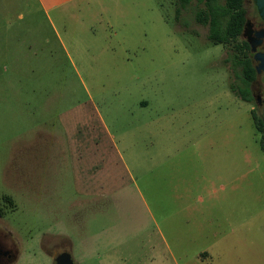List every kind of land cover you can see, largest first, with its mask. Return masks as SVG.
Segmentation results:
<instances>
[{"label": "rangeland", "instance_id": "1", "mask_svg": "<svg viewBox=\"0 0 264 264\" xmlns=\"http://www.w3.org/2000/svg\"><path fill=\"white\" fill-rule=\"evenodd\" d=\"M243 3L257 25L254 0ZM177 7L94 1L61 24L79 43H53L57 56L30 66L15 65L0 28V66L28 103H0V232L17 240L13 264H57L62 251L74 264H264V134L251 117L264 103L232 90L236 43L210 44L193 16L203 5ZM19 14L52 36L35 0H0V26ZM250 87L263 100L262 73ZM90 131L102 142L89 166L115 190L103 200L83 194L87 162L71 153Z\"/></svg>", "mask_w": 264, "mask_h": 264}, {"label": "crops", "instance_id": "2", "mask_svg": "<svg viewBox=\"0 0 264 264\" xmlns=\"http://www.w3.org/2000/svg\"><path fill=\"white\" fill-rule=\"evenodd\" d=\"M40 11V14L44 18V22L46 26L50 29L53 34L51 37L47 36L43 33V30L39 29L37 22L35 19L28 15L27 17H23V15L17 16V22L9 25H2L4 31H9L12 33L13 41L12 46L8 54L10 58H12L17 62L15 65H27L30 66V60L35 59H44L46 56H57L58 50H67L68 46H71L74 42L78 44L79 42L72 37H70V33L73 31L70 29L67 31L65 29L66 21L69 17H79L80 13L83 12L85 7L91 5L94 1H104V0H35ZM86 2V4L84 3ZM106 24L109 28H112V24L109 20V17H106ZM60 24V25H58ZM61 24L63 26H61ZM90 24H84L82 30L88 33L90 31ZM62 30L59 32V30ZM57 45L58 47L53 48L52 44ZM74 50H77V47L74 46ZM2 54L7 55V52L4 50H0V56ZM8 56V55H7ZM22 60V64H21ZM32 74L34 71L32 70ZM9 73L7 72V68L0 66V103L11 104V96L16 95L17 93L21 98V100L17 101V108L19 110H28V103L24 97L25 92L27 91L23 85H17L16 87L12 86L9 82L17 81L15 76L10 78ZM12 91L11 95L9 96L8 102H6V93ZM12 104H14L12 98ZM21 105V106H20ZM11 106V105H10ZM70 144L76 147L82 148L79 150H71L72 158L75 159L77 162H87V165L83 168H80V175L83 178V185L81 190L83 194L86 196L94 197L93 199H101L102 197L110 196L115 193L114 187L111 189L107 186L105 187L100 182L98 183V173L99 169L95 166H89V162L96 158L98 151L95 149L101 142L102 138L99 134H96L93 131H90L85 137H81L78 133H75L73 139L69 140ZM82 154V155H80ZM62 155V153H60ZM102 196V197H101ZM1 201L4 205L8 206L14 210L15 204L13 199L10 196H4L1 198ZM5 232L11 237L15 245L17 244V240L15 237L10 233V231L5 230ZM17 247V246H16ZM56 252L55 255H57ZM70 254V251H69ZM200 259L204 261V259H208V253L204 252L203 254L199 255ZM18 253L16 259L13 261L15 263L17 261ZM12 263V264H13Z\"/></svg>", "mask_w": 264, "mask_h": 264}, {"label": "trees", "instance_id": "3", "mask_svg": "<svg viewBox=\"0 0 264 264\" xmlns=\"http://www.w3.org/2000/svg\"><path fill=\"white\" fill-rule=\"evenodd\" d=\"M191 1L203 8L193 10L194 19L198 24L208 27L207 39L211 45L228 44L235 42V53L232 56L233 68L240 69L239 84H232L231 88L243 101L251 102V83L256 79L257 73L251 58V52L247 42L241 38L242 29L246 20V11L243 0H176L180 8H185ZM179 7L177 11L179 12ZM238 40V41H237ZM253 124L257 131L264 134V123L261 116H256L251 111ZM264 148V135L261 139ZM3 211L0 207V217Z\"/></svg>", "mask_w": 264, "mask_h": 264}, {"label": "flooded vegetation", "instance_id": "4", "mask_svg": "<svg viewBox=\"0 0 264 264\" xmlns=\"http://www.w3.org/2000/svg\"><path fill=\"white\" fill-rule=\"evenodd\" d=\"M260 30H264V20H262L261 18H260V22L257 25L251 23L247 37H249V39L252 42H256L259 39L257 34ZM242 31H243V29H242ZM241 38L244 39L242 37V33H241ZM260 40H261V42L258 44L256 51L257 52H264V36ZM251 58H252L254 66L256 67L257 62L253 59L252 53H251ZM259 74H261V73H259ZM259 74H257V76ZM250 89H251V87H250ZM251 95H252V100H254L256 104L260 105L261 102L264 103L259 95L254 97L253 92H251ZM64 252H66V251H62V252L58 253L57 255H55V258ZM16 256H17V247H16L15 243L12 241L11 237L7 233L4 234V233L0 232V264H12L13 261L16 259Z\"/></svg>", "mask_w": 264, "mask_h": 264}, {"label": "water", "instance_id": "5", "mask_svg": "<svg viewBox=\"0 0 264 264\" xmlns=\"http://www.w3.org/2000/svg\"><path fill=\"white\" fill-rule=\"evenodd\" d=\"M255 7L258 11L259 17L264 20V0H254ZM251 23L249 20H246L243 26L242 37L245 39L249 45L250 52L253 54V59L257 62L255 67L256 73H262L264 78V52H257V46L261 42L260 39L264 36V30L258 32L259 39L256 42H252L247 34L249 33V27ZM262 98L264 102V91L262 93ZM261 120L264 123V105L261 111ZM57 264H74V261L69 253H62L56 257Z\"/></svg>", "mask_w": 264, "mask_h": 264}]
</instances>
